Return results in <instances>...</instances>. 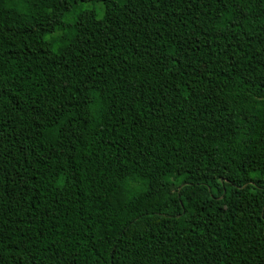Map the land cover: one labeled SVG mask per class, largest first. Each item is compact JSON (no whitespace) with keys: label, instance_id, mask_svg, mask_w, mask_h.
<instances>
[{"label":"trees","instance_id":"1","mask_svg":"<svg viewBox=\"0 0 264 264\" xmlns=\"http://www.w3.org/2000/svg\"><path fill=\"white\" fill-rule=\"evenodd\" d=\"M0 264H264V0H0Z\"/></svg>","mask_w":264,"mask_h":264},{"label":"rangeland","instance_id":"2","mask_svg":"<svg viewBox=\"0 0 264 264\" xmlns=\"http://www.w3.org/2000/svg\"><path fill=\"white\" fill-rule=\"evenodd\" d=\"M101 8L102 5L101 3H93L90 1H83V2H79L78 5L76 6V9H94L98 12V16H101ZM215 171V167L214 166H209L207 172L209 174L214 173Z\"/></svg>","mask_w":264,"mask_h":264}]
</instances>
